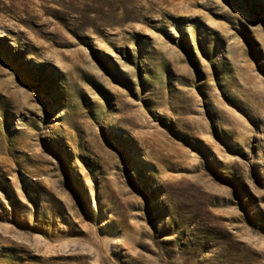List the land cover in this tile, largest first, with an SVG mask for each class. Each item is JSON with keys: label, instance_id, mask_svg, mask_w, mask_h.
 I'll list each match as a JSON object with an SVG mask.
<instances>
[{"label": "rangeland", "instance_id": "obj_1", "mask_svg": "<svg viewBox=\"0 0 264 264\" xmlns=\"http://www.w3.org/2000/svg\"><path fill=\"white\" fill-rule=\"evenodd\" d=\"M0 264H264V0H0Z\"/></svg>", "mask_w": 264, "mask_h": 264}]
</instances>
